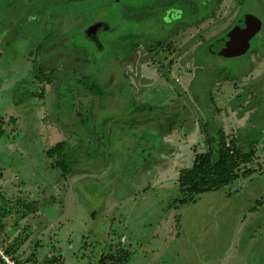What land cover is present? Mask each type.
<instances>
[{"label":"rangeland","instance_id":"rangeland-1","mask_svg":"<svg viewBox=\"0 0 264 264\" xmlns=\"http://www.w3.org/2000/svg\"><path fill=\"white\" fill-rule=\"evenodd\" d=\"M212 1L211 12L196 4L197 24L175 13L184 23L165 27L169 7L156 0H0V194L11 211L0 250L10 262L264 264V28L244 56L206 53L232 6ZM96 19L109 28L93 43L80 28ZM219 130L251 160L229 187L173 207L179 169ZM61 141L60 157L46 156ZM64 157L68 175L55 167ZM30 201L37 212L24 210Z\"/></svg>","mask_w":264,"mask_h":264},{"label":"trees","instance_id":"trees-1","mask_svg":"<svg viewBox=\"0 0 264 264\" xmlns=\"http://www.w3.org/2000/svg\"><path fill=\"white\" fill-rule=\"evenodd\" d=\"M209 9L208 0H199ZM208 13H206L207 15ZM205 52L209 54V50L205 48ZM38 81L50 83V79L43 75L42 69L37 68L34 76ZM88 91L92 95H101L102 90L97 84L91 83L87 86ZM169 126V125H168ZM1 136V131H0ZM65 142L61 141L51 146L45 153L48 157L59 156L65 147ZM254 154L250 150L247 154L242 153L241 149L236 145V141L231 140L226 143L225 134L219 130L215 137L207 138V151L197 153L193 157V161L188 167L179 169L177 174V194L171 196L170 201L173 207L184 206L195 201V198L201 194L215 192L225 189L239 179L237 173L240 163H247ZM55 167L61 170V175L71 173L70 162L64 158H60L55 162ZM247 170L243 175L249 173ZM38 202L30 201L24 205L26 213H35L38 211ZM11 211L5 204V200L0 194V219L7 217ZM24 213V214H26ZM22 214V216L24 215ZM0 224V229H1ZM9 252V251H8ZM7 252V253H8ZM10 253V252H9ZM112 256H101L96 264H122L123 258ZM117 262V263H114ZM47 262L45 264H50ZM0 264H5L0 260Z\"/></svg>","mask_w":264,"mask_h":264},{"label":"flooded vegetation","instance_id":"flooded-vegetation-1","mask_svg":"<svg viewBox=\"0 0 264 264\" xmlns=\"http://www.w3.org/2000/svg\"><path fill=\"white\" fill-rule=\"evenodd\" d=\"M51 1H52L51 3H53V4H62V5L64 4L65 5V3L68 2L69 0H51ZM73 1H82V0H73ZM84 1H85V4H87L88 1L93 2V1H97V0H84ZM183 1H184V4L181 5L183 3ZM158 2H159V5L161 6V10L169 7L168 13L165 14L164 16L161 15L163 17V19L164 18L167 19V21H166L167 26H165V27H170L174 24L182 25L184 23V21L187 24L188 23H192V24L196 23L197 24L198 22L201 21V20H198L199 18L194 20V18H197L196 14H195V10H196L195 8H196V4L199 2V0H156L155 5L158 4ZM113 3H116V0H113ZM207 3L210 4V11L209 12H211V9L214 5L213 1L208 0ZM85 4H84V6H85ZM179 4L181 5L182 8L176 7V5L179 6ZM233 9H235V10H234V13L232 14L231 10H233ZM254 9H256L257 12H259L261 14L260 16L262 17L261 19L258 17L259 22H260L258 32H260L262 30V28H264V4L259 0H248V1L247 0H232L231 10L228 14L229 15V23L227 25L228 27L225 30H223L219 35H217L216 37L211 39L206 44V46H205L206 50L208 49V47L212 43L219 41L223 37H225L226 40L224 43L220 44V47H223L224 45L229 43L230 40L228 39V33H230L232 31V29H234L235 26L248 27L251 30V32H253V30H254L253 28L254 27L256 28V26L252 25V27L250 28V23H249V21H247L248 18H246V17H247V15L248 16L252 15L251 12L254 11ZM248 10L250 11V14L247 13ZM175 13H181L183 15L185 14L187 16L188 20H186V19H183L184 21L178 20L177 16L174 17ZM208 15L209 14H207V16ZM254 15L255 14H253V16ZM190 16H192V18ZM252 19H254V18H252ZM256 23H257V21H256V19H254L253 24H256ZM108 28L109 27L106 23L96 19V20H91L88 23H85L80 28V33L87 40H89L93 43L94 42L98 43L99 38H100L99 36H100L101 32H103L104 30H106ZM253 37L251 38L249 44H251ZM118 42H119V38H116V40H114V43H118ZM258 42L259 43L264 42L263 36H261V38L258 40ZM218 47H219V45H218ZM249 47H250V45H249ZM261 48L264 49V44L261 46ZM209 54H212V55L218 57V55H215V54L211 53L210 51H209Z\"/></svg>","mask_w":264,"mask_h":264},{"label":"water","instance_id":"water-1","mask_svg":"<svg viewBox=\"0 0 264 264\" xmlns=\"http://www.w3.org/2000/svg\"><path fill=\"white\" fill-rule=\"evenodd\" d=\"M246 18H248L247 21H249L250 23V28L252 27V25L256 26V28H253V32H251L248 27L235 26L234 29H232V31L228 33V39L230 40L229 43L224 46L222 45L223 47H220V44L224 43L226 40V38L223 37L219 41L212 43L208 47L209 51L215 55L223 56L226 58H233L244 55L249 48L251 38L258 32L260 26L259 22H257L258 24H253V17L247 15Z\"/></svg>","mask_w":264,"mask_h":264},{"label":"built area","instance_id":"built-area-1","mask_svg":"<svg viewBox=\"0 0 264 264\" xmlns=\"http://www.w3.org/2000/svg\"><path fill=\"white\" fill-rule=\"evenodd\" d=\"M1 248V247H0ZM2 250H0V256H1V258H2V260H3V262L5 263V264H14L13 262H10V260L8 259V258H6L5 256H3V254H2Z\"/></svg>","mask_w":264,"mask_h":264}]
</instances>
